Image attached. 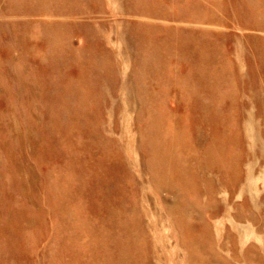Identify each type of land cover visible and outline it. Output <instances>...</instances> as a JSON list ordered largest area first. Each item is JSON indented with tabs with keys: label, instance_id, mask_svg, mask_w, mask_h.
I'll return each instance as SVG.
<instances>
[{
	"label": "rangeland",
	"instance_id": "obj_1",
	"mask_svg": "<svg viewBox=\"0 0 264 264\" xmlns=\"http://www.w3.org/2000/svg\"><path fill=\"white\" fill-rule=\"evenodd\" d=\"M28 1L29 0H25V2L24 0H14V1L0 0V9L1 11H3L0 12V16L3 15L1 16V18L2 17L3 18L2 19L0 18V43H1L0 44V78L2 79V81L0 80L1 82L0 134L1 132L3 133L0 135V179H1L0 194H2L3 196L2 195L1 196L5 199L3 200L2 197L0 196L1 197L0 202L1 204L3 203L2 205L0 204V212H1L0 213L1 214L0 264H36V263L55 264L54 261L52 260V256H53L52 248L54 247L53 242L54 245H56L58 239H60V236L63 235V226L60 225V222L61 223L67 222L75 218L71 212L68 214L64 212L66 216L64 214L62 215L59 214L60 211L58 209L59 208L58 206L61 203H63L65 199L67 200V204L64 205L63 207L67 206L69 203L73 204L75 203V201L79 203L84 202L85 204L81 203V205L84 206L82 208L83 211L87 214L88 220L89 221L95 220L94 222H96L99 219L100 221L102 220V218H100L101 214L97 209L99 208L98 198L104 191L106 190L110 192L112 191L110 188L104 186L101 183V177L99 173H96L97 170L95 173H93L92 171H87V172L85 171L84 164L91 162L96 157H99L96 153L92 154L91 152L92 146L93 148L95 147L105 148L106 150L110 149L109 151H111L113 155L116 154L117 156L116 158H119L120 161L125 166L124 172L128 173V177H131V179H133L131 180L129 178L131 182L134 183L132 184V186H134V190L136 191V192L132 191L131 193L132 196L134 195L133 198L137 202L136 204L137 211L136 209H134L133 211L131 209L130 213L136 211L134 212V215L137 214L136 216H139L141 218V221L143 222L142 228L146 236L145 243L148 249L147 256L150 259L151 263L152 264H189L190 259H189L188 250H186L185 246L182 245L180 239L181 234L179 233V229L177 225L173 223L172 217L170 216V214L167 213L166 210V203L173 202L174 195H169L167 190H160L157 189V187H155V179H154L153 171L150 168V166H148V162L146 160L147 158L146 142L143 138V135L146 129V124H147L146 121H148L149 118L148 116H150V113L146 106V100L147 98L152 97L153 99H155L154 105H155L156 113H160L162 115H168L178 120L179 118L185 116V114L187 113L186 111L187 107L189 108L191 106L193 108L195 106L196 108L197 106H199V104L201 103V99L208 95L210 89L208 87H203V88H200L199 86L195 87L196 91L201 93V99L196 98L193 100H189V98L185 93H181L179 91L182 89V87L180 89H177L179 85L178 83L175 84L174 77L177 76L178 78L180 77L185 78L188 75L191 76L192 72L194 73L193 68L189 63L190 61L189 56L186 57L187 59L185 58L181 59L178 55H175L177 58H172L171 64L170 63L169 65L164 64L163 68L159 66L157 67L158 69L156 70L149 69L147 66L139 64L138 62L142 58V55L140 53L141 52L140 49L137 46L138 45L137 36L138 33L139 35L140 33H143L142 28L144 27V25H148L152 27L150 29H146L147 34H149L148 36L155 37L158 39H160V37H162V35L165 34V30L167 29L172 32H175L177 31L176 28H180L181 32H186V33L196 32L199 34L200 32L206 31L207 32L206 34L209 33L208 38L210 39V41L216 42L222 51H227V57L232 60L231 65L234 68V76L232 80H234L236 83L232 84L234 83V81L231 82L230 80L225 85H223V87L221 88V92L224 94V102L228 104L227 109L228 108L233 109L230 110L231 112L233 111L231 114H235L237 117L239 116L237 119V123L240 127L239 140L241 143V151H240L241 152L240 164L242 167L241 180L235 192L232 193L228 190V187L221 182L220 178L222 177V175H220L221 174L220 172L209 173V176L213 178L215 188L217 189L215 192V197H216L215 208L217 214L214 216H210L209 210H205L203 208L204 210L203 215L206 219H208L211 228L213 229L212 233L214 232L213 237H214V242L216 244L215 245L216 251L219 249L217 253H219L220 256L224 259L225 264L226 262L227 264H231V263L257 264V262L258 264H264V250H263L264 249V91H263L264 74L261 72V70H259L260 68L263 67V62L261 61L262 59L260 60L262 63L259 62L254 52L257 49V45L259 46L260 44L264 43V31L252 29L244 26L245 21L247 22L248 18L246 19L245 17H243V1L220 0L223 1L224 7H221L220 10L214 9V11L216 12L217 16L222 21V23L221 24L205 23L201 25L200 23L189 24L186 21L182 22V20L172 21L170 19H167L166 21L165 18L156 19V18L140 15L139 13L136 12L137 11L136 7L138 6V2L136 0H74L75 9L78 11L76 12V14H74L75 16L65 11L67 6H69V3L66 0L65 1L62 0L61 2H59L58 0H50V1L46 0L43 2L42 0H38L33 5L34 8L35 7L37 8L36 12L31 14L30 16V14H28V11H26L27 6L29 4ZM171 1L173 2L172 4L166 3L165 0L163 1V3L166 5L169 4L168 6L174 10H176V8L177 9L180 8V6L177 7L176 1L182 3V0H170V2ZM94 6H97L98 10ZM238 7H241V9L239 8L240 9L239 10ZM81 8L84 11V13L81 10ZM110 11L113 13H111ZM231 13L232 15H230ZM20 15L22 16V18ZM60 15L61 16L63 15L64 17L62 16L60 18ZM15 16L17 18H15ZM95 17H97V19ZM20 19L23 21H21ZM84 21H87V23ZM230 22L232 23L231 27H230L231 24ZM58 24L60 25L62 24L64 25V27L61 25L60 26L61 28H59ZM77 24L79 26H77ZM80 25L82 28L80 27ZM212 27L214 28L212 29ZM80 28L81 30H79ZM85 28H87V30ZM243 28L244 30H242ZM60 29L61 30L65 29V31L64 30L61 31ZM66 30L69 32L73 30L75 33L72 31L73 36L71 33V37H70V34L67 35ZM21 31L25 32V34ZM85 36L86 37L89 36V37L86 38ZM57 37L58 38L62 37V38H59L60 39L59 41ZM244 37L245 38L247 37V39H244ZM21 38L23 39V41ZM67 38L69 41L67 40ZM62 39L63 40L65 39L67 42L64 40L61 43ZM101 40L103 41V45L100 44L99 47V43H102ZM248 40H250V42L253 41L251 43V47L249 44L250 42ZM15 41L17 42V47ZM19 41L22 43H19ZM55 41L57 43H54ZM9 43L14 48L11 45H8ZM21 44L22 46L24 45L25 48L20 47ZM84 44L86 46H84ZM6 45H8V47H6ZM62 45L64 46V49ZM243 45H245V47ZM65 46H67V48H65ZM73 48L74 49L76 48L77 50L76 49L73 50ZM21 49H24L25 51ZM56 49H58V51H56ZM203 49L204 48H201L200 50ZM50 50H51V57H50ZM21 53H23L24 55H21L19 58V55ZM248 53H250V55ZM57 55L59 56L57 57ZM60 56H65V57L63 59L61 57L62 60H60ZM167 56L168 55L164 53L158 55L159 59H161L162 61H164V59L166 60ZM53 57L56 59H54ZM76 57H78V59ZM252 57H254L253 60H255L257 63L254 64L250 63L251 60L250 58ZM18 58L19 61L23 58L19 62L21 66L19 65V63H17ZM24 60L28 64L25 63ZM180 60L182 61L179 62ZM175 61L176 62L178 61V63H176ZM34 62H37L40 65ZM32 63H34L35 65ZM247 64L249 65V67ZM75 65L77 67H75ZM55 67H57V69ZM94 67H96V69ZM109 67H111L110 70ZM58 68L61 70H59ZM202 68H206V67H200L199 70L198 69L196 70L200 71L202 70ZM98 70L100 71V73ZM167 70H169L170 72ZM188 70L189 72H187ZM49 71L52 72L50 73ZM41 73H43L44 75H42ZM91 73H93V75H90ZM258 73H260V75H258ZM35 74H37L38 76ZM94 75L97 77H95ZM252 76L254 77L251 78ZM259 76H261V78ZM37 78L39 81L37 80ZM92 78H94L95 81ZM82 79L83 82H81ZM43 80L46 82H43ZM89 80L94 82H91ZM92 83L94 84V86H96V88L92 86ZM244 83L245 85L242 86ZM63 84L66 86H64ZM76 84H77V88L75 86ZM166 84L168 85L166 86ZM61 85H63L64 88ZM81 86H83L82 87L83 89L81 88ZM90 87L91 88L94 87L93 90H91ZM98 87H100V90ZM232 88L236 93V99L234 100L235 102H233L234 103L233 105L231 101L228 100L229 92L230 93L234 92L231 91ZM61 89L62 91L59 92ZM79 89L84 90V92L83 91L81 92V90ZM58 93L60 94L64 93V94H62V97H60V94ZM83 93H86L84 96L86 99L84 97L82 98ZM41 94L42 95L44 94L43 95L44 97L41 98L42 96ZM76 94L77 96L78 95L79 96L76 97ZM90 94L91 96L89 98ZM65 95H67V97H65ZM58 96L60 99L62 98L64 99L60 100ZM68 96H70L69 99ZM77 98L78 99L81 98V99L78 100ZM82 99H84L83 100L84 102L81 101ZM42 101L43 102L45 101L44 103L46 105ZM54 103L56 104L54 105ZM64 103L65 106L67 105L66 107L64 106ZM79 103L81 105H79ZM53 105L55 107H53ZM46 106L48 108H45ZM77 106H79V108L82 109L76 108ZM90 106L92 110L90 109ZM46 109H47V113H45ZM65 109H66V115H65ZM57 110L60 111L63 110L62 111L63 114ZM79 110H81L80 111L81 113H79ZM75 112L78 114H76ZM67 113L69 115H67ZM20 114L22 115V117H20ZM2 115L4 116V118ZM64 116L67 117V119ZM80 116L82 118H80ZM96 116L98 117L96 118ZM195 117H197V115ZM63 118H65L66 120ZM72 121L73 123H71ZM82 121L83 122L86 121V122L82 123ZM32 123L34 124L32 125ZM37 123H39L40 126H42L44 123L45 124L44 127L43 126L40 127ZM80 123L81 125L84 124V126L81 128H80ZM205 129L210 130L211 126L207 125L205 126ZM12 130L14 131L12 132ZM83 134L88 140L83 136ZM27 135H30V137ZM48 136L50 137L48 138ZM4 137H6L5 141L3 139ZM46 137L51 143L48 142ZM101 137H103L105 140L101 139ZM75 138L76 139L79 138L78 140L80 142L78 140H75ZM84 138L86 140H84ZM8 141L10 142V144H8ZM11 141L13 142L11 143ZM53 142H55L56 144L55 143L53 144ZM78 143H80L81 145H79ZM6 144L8 145L9 148H7ZM5 145H6V149L4 148ZM25 145L27 146V148ZM51 145H53L54 148H52ZM2 146L4 149L2 148ZM38 146L42 148H40L39 150H34V149H38L39 148ZM59 148L61 149L62 152L60 151ZM7 149H9L8 152ZM13 149L17 153L15 152L13 153L12 152ZM4 150L6 151V153ZM25 150L27 152H25ZM41 150H46V151L40 152ZM35 151L38 152V153L36 152L37 155ZM54 151L57 152L54 153ZM43 152L44 154H42ZM80 152L82 154H80ZM30 153L31 155L34 156H31ZM61 153L62 154L64 153L65 155H63L62 157L59 155ZM5 154L10 156L9 158L11 159L12 162L8 157L6 158ZM28 155H30L31 157ZM31 158L33 159V161ZM15 159H17V161ZM29 159L31 160V162L29 161ZM6 163L7 164L9 163L10 166L9 164L5 165ZM63 163L65 164L62 165ZM53 164L55 165V167ZM2 166L4 167L3 169ZM6 166L7 169L10 167L8 171L7 169H5ZM13 166L16 167L17 170ZM59 166H61L60 170L57 169L59 168ZM147 166L149 167V169L147 168ZM4 170L5 173H3ZM64 170L67 172H65ZM47 171L48 174H46ZM10 172L12 173V175L10 174ZM61 173L71 175V177L73 175V179L70 181L71 187L73 186L72 192H70L72 193L70 194V196L73 197L71 202L69 196H68L69 198L66 196L65 198L63 196H59V194L56 191L54 190L51 191V189H54V187L52 188L51 185L52 183L50 182L55 180L57 176L61 175ZM2 174H4L5 176H3ZM11 176L12 179H10ZM2 177H5V179L4 178L2 179ZM6 178L8 179V181L10 180L8 183ZM16 178H18L19 180ZM38 181L39 183L41 182L42 184L41 183L38 184ZM220 182L223 185H221ZM201 183L202 185H204L203 180L201 181ZM17 185L19 188L17 187ZM48 188H50V190ZM5 194L6 197L4 196ZM34 196L38 200H36ZM57 196H59L58 199ZM201 196H202L201 201L205 204L206 201L208 200V195L203 193ZM76 197H78V199ZM11 203L14 204L12 205ZM29 208L31 209V212L35 208L36 209L31 214ZM249 208L250 211L252 212L249 211ZM251 209H253L254 213H257V215L258 213H260L258 215L259 218H257L258 216L256 217V215L254 216L253 214H251L253 213V210ZM192 210H193V220L198 228V231H201L202 229L201 220L194 218V215L198 214L199 211L197 208H193ZM238 213H241L242 216H239ZM18 215H20V217ZM252 215L254 218L253 220L251 219ZM34 216H36L35 219ZM67 217L70 220H67L68 219ZM240 217H242L243 220L242 219L240 220ZM9 218L11 220H9ZM21 218L23 220H20ZM31 221H33L32 225H30L32 223ZM220 221H222V224H219L221 223ZM255 222L258 223V225ZM85 238H86L85 240H88L90 237L88 235ZM15 242L17 243L16 246H15ZM234 242L237 243L238 245L235 244ZM31 246H33V248ZM228 246L230 247L228 248ZM233 249L236 250V252ZM30 250L33 253L32 252L30 253ZM232 250L234 252H232ZM254 255H256L257 257ZM226 259H229L230 261Z\"/></svg>",
	"mask_w": 264,
	"mask_h": 264
},
{
	"label": "bare ground",
	"instance_id": "obj_2",
	"mask_svg": "<svg viewBox=\"0 0 264 264\" xmlns=\"http://www.w3.org/2000/svg\"><path fill=\"white\" fill-rule=\"evenodd\" d=\"M14 1V0H13ZM38 0H29L28 6L26 11H28V14H33L36 12V7L34 8V3ZM46 1V0H42ZM50 1V0H49ZM61 2L62 0H58ZM65 1V0H63ZM69 3V6L65 9L66 12H69L71 14H76L78 12L75 9L74 0H66ZM138 2V6L136 7V12L140 15L151 17V18H165L170 19L172 21H186L189 24H205V23H222V21L217 16L216 10H220L221 7H224L223 1L220 0H182V3L176 1L177 7L180 6V8H176V10L170 8L168 5L164 4V0H136ZM166 3H173L170 0H165ZM231 1V0H230ZM243 1V17L246 19L248 18L247 22L245 21V25L248 28L257 29L264 31V0H242ZM241 1V2H242ZM2 2V1H1ZM25 2V0H24ZM90 2V1H88ZM13 3V2H12ZM27 3V2H26ZM25 3V4H26ZM40 4V3H39ZM109 4V3H108ZM229 4V3H228ZM37 5V4H36ZM97 5V4H96ZM233 5V4H232ZM239 5V4H238ZM45 6V5H43ZM98 6V5H97ZM94 6L97 8L98 7ZM231 6V5H230ZM237 6V4H236ZM5 7V6H3ZM93 8V7H92ZM95 8V9H96ZM232 8V7H231ZM241 9V7H238V9ZM229 9V8H228ZM234 9V8H233ZM239 9V10H240ZM4 10V9H3ZM82 10V8H81ZM83 11V10H82ZM94 11V10H93ZM113 11V10H112ZM234 11V10H233ZM0 12L1 11L0 9ZM111 12V11H110ZM240 12V11H239ZM80 13V12H79ZM84 13V11H83ZM102 13V12H100ZM105 13V12H103ZM113 13V12H111ZM118 13V12H117ZM230 13V12H229ZM2 14V13H1ZM78 14V13H77ZM82 14V13H81ZM80 14V15H81ZM95 14V12H94ZM39 15V14H38ZM68 15V14H67ZM85 15V14H83ZM87 15V14H86ZM105 15V14H104ZM109 15V14H107ZM232 15V13L230 14ZM236 15V14H235ZM239 15V14H238ZM3 16V15H1ZM0 16V18H1ZM21 16V15H20ZM27 16V15H26ZM25 16V17H26ZM33 16V15H32ZM36 16V15H35ZM57 16V15H56ZM63 16V15H62ZM60 15V18L62 17ZM72 16V15H71ZM75 16V15H74ZM6 17V15H5ZM10 17V16H9ZM24 17V16H23ZM41 17V14H40ZM45 17V15H44ZM52 17V16H50ZM59 17V16H58ZM64 17V16H63ZM102 17V16H100ZM99 17V19H100ZM104 17V16H103ZM107 17V16H106ZM105 17V18H106ZM111 17V16H110ZM3 18V17H2ZM1 18V19H2ZM12 18V17H11ZM15 18H17L15 16ZM22 18V16H21ZM57 18V17H55ZM67 18V16H66ZM72 18V17H71ZM97 19V17H95ZM108 18V17H107ZM8 19V18H7ZM33 19V18H32ZM65 19V18H64ZM77 19V18H76ZM84 19V18H83ZM88 19V18H87ZM103 19V18H102ZM164 19V20H165ZM236 19V18H235ZM234 19V20H235ZM238 19V18H237ZM11 20V19H10ZM9 20V21H10ZM21 20V19H20ZM29 20V19H27ZM38 20V19H37ZM86 20V19H85ZM245 20V19H244ZM7 21V20H5ZM23 21V20H21ZM25 21V19H24ZM69 21V20H68ZM28 22V21H27ZM41 22V21H39ZM56 22V21H55ZM64 22V21H63ZM80 22V21H78ZM77 22V23H78ZM83 22V21H82ZM81 22V23H82ZM87 23V21H84ZM111 22V21H110ZM233 22V21H232ZM242 22V21H241ZM6 23V22H5ZM20 23V21H19ZM30 23V22H29ZM32 23V22H31ZM80 23V24H81ZM104 23V22H103ZM185 23V22H184ZM183 23V24H184ZM231 23V22H230ZM237 23V22H236ZM27 24V23H26ZM83 24V23H82ZM235 24V23H234ZM7 25V24H6ZM55 25V24H54ZM59 28H61L60 24ZM216 25V24H215ZM232 23L230 24L231 27ZM4 26V25H3ZM29 26V25H27ZM64 27V25H62ZM77 26H79L77 24ZM108 26V25H107ZM197 26V25H196ZM212 26V25H209ZM218 26V25H217ZM216 26V27H217ZM223 26V25H222ZM81 27V25H80ZM84 27V26H83ZM221 27V26H220ZM58 28V29H59ZM73 28V27H72ZM79 28V27H76ZM82 28V27H81ZM81 28L79 30H81ZM152 28L151 26L144 25L142 28L143 33H138L137 36V43L138 48L140 49V53L142 55V58L139 60V64H142L144 66H147L149 69L156 70L157 67L161 66L163 68L164 64L169 65L171 64L172 58H177L175 55H178L181 59L189 56L190 61L194 73L192 72V75H188L185 78H175V84L178 83L179 87L177 89L181 93H185L189 100L193 99H201V93L196 91L195 87L199 86L200 88L208 87L210 89V92L207 96L203 97L201 99V103L199 106L195 108V106L192 108L191 106L187 107V113L185 116L179 118L178 120L175 118H172L168 115H162L160 113H156L155 109V99L152 97L147 98L146 100V106L148 108V111L150 113V116H148V121L146 124V129L143 135V138L146 142V155H147V162L148 166L153 171L154 179H155V187L160 190H167L169 195H174L173 202L166 203V210L167 213L170 214V216L173 219V223L177 225L179 229V233L181 234V243L185 246L186 250H188L189 254V264H225L224 259L220 256L219 253H217L215 248V242L213 237V229L211 228V225L203 215V208L205 210H209L210 216H214L217 214L216 208H215V192L216 188L214 185L213 178L209 176V173L211 172H220L222 177L220 178L221 182L228 187V190L230 192H235L237 189L238 184L241 180V164H240V151H241V143H240V127L237 123L238 117L235 114H231L232 112L230 110L233 109H227V105L224 102V94L221 92V88L223 85H225L227 82H229L233 79L234 76V68L231 65L232 60L227 57V51H222L219 45L216 42L210 41L208 38V34H206V31L199 33H186L181 32L180 28H176L177 31L172 32L170 30H165V34L160 37V39L148 36L146 29ZM214 27H212L213 29ZM219 28V27H218ZM57 29V30H58ZM66 29V28H65ZM65 29H63L65 31ZM71 29V28H68ZM87 30V28H85ZM220 29V28H219ZM29 30V29H28ZM61 30V29H60ZM61 30V31H63ZM83 30V29H82ZM101 30V29H100ZM159 30V29H158ZM217 30V29H216ZM244 30V28L242 29ZM42 31V30H41ZM67 31V30H66ZM73 31V30H72ZM72 31H67V35L70 34ZM17 32V31H16ZM23 32V31H21ZM20 32V33H21ZM74 32V31H73ZM19 33V32H18ZM25 34V32H23ZM29 33V32H28ZM42 33V32H41ZM65 33V32H64ZM75 33V32H74ZM81 33V32H80ZM78 33V34H80ZM84 33V32H83ZM103 33V32H102ZM145 33V34H144ZM205 33V34H204ZM229 33V32H228ZM11 34V33H10ZM22 34V35H24ZM199 34V35H198ZM244 34V33H243ZM58 35V33H57ZM61 35V34H60ZM77 35V34H76ZM86 35V34H85ZM109 35V34H108ZM242 35V34H240ZM250 35V34H249ZM11 36V35H10ZM64 36V35H63ZM73 36V33H72ZM79 36V35H78ZM161 36V35H160ZM207 36V37H205ZM244 36V35H243ZM14 37V36H12ZM11 37V38H12ZM56 37V36H55ZM69 37V39H70ZM75 37V36H74ZM86 37V36H85ZM89 37V36H88ZM86 37V38H88ZM120 37V36H119ZM257 37V35H256ZM17 38V37H16ZM14 38V39H16ZM23 38V37H22ZM21 38V39H22ZM47 38V36H46ZM54 38V37H53ZM62 38V37H59ZM57 37V39H59ZM66 38V37H65ZM208 38V39H205ZM243 38V37H242ZM13 39V41H14ZM56 39V40H57ZM244 39H247V37ZM249 39V38H248ZM251 39V38H250ZM65 40V39H64ZM61 40V43L64 41ZM68 40V38H67ZM91 40V39H90ZM100 40V39H99ZM205 40V41H204ZM229 40V39H228ZM255 40V39H254ZM23 41V39H22ZM60 41V39H59ZM66 41V40H65ZM69 41V40H68ZM102 41V40H101ZM235 41V40H233ZM250 42V40H248ZM16 42V41H15ZM67 42V41H66ZM88 42V41H86ZM100 42V41H99ZM246 42V40H245ZM253 42V41H252ZM250 42V47L251 43ZM256 42V41H255ZM19 43H22L19 41ZM24 43V42H23ZM54 43H57L56 41ZM53 43V44H54ZM59 43V42H58ZM60 43V44H61ZM65 43V42H64ZM97 43V42H96ZM244 43V42H243ZM248 43V42H247ZM1 44V43H0ZM6 44V43H5ZM13 44V43H12ZM25 44V43H24ZM72 44V43H71ZM91 44V43H90ZM103 45L102 43H99ZM3 45V43H2ZM8 45H11L10 43ZM6 45V47H8ZM14 45V44H13ZM65 45V44H63ZM62 45V46H63ZM69 45V44H68ZM89 45V43H88ZM112 45V44H111ZM12 46V45H11ZM24 46V45H23ZM22 44L20 47H23ZM84 46H86L84 44ZM233 46V45H230ZM245 47V45H243ZM248 46V45H247ZM254 46V45H253ZM2 47V46H1ZM13 47V46H12ZM17 47V42H16ZM29 47V46H28ZM32 47V46H31ZM14 48V47H13ZM50 48V47H49ZM53 48V47H52ZM67 48V46H65ZM72 48V47H70ZM133 48V47H131ZM201 48H204L203 50H200ZM226 48V47H225ZM224 48V49H225ZM234 48V47H233ZM254 48V47H253ZM51 49V48H50ZM64 49V46H63ZM76 49V48H75ZM73 48V50H75ZM246 49V48H245ZM255 49V48H254ZM24 50V49H21ZM66 50V49H65ZM77 50V49H76ZM84 50V48H83ZM87 50V47H86ZM118 50V49H117ZM135 50V49H134ZM17 51V50H16ZM25 51V50H24ZM58 51V49H56ZM62 51V50H61ZM67 51V50H66ZM249 51V50H248ZM27 52V50H26ZM74 52V51H73ZM82 52V50H81ZM98 52V50H97ZM257 59L259 62H263V67L260 68L261 72L264 74V43L257 45L256 51H254ZM78 53V52H77ZM86 53V52H85ZM138 53V52H137ZM166 54L168 55L166 60L162 61L159 59V54ZM71 54V53H70ZM69 54V55H70ZM80 54V53H79ZM78 54V55H79ZM84 54V52H83ZM99 54V53H97ZM170 54V55H169ZM245 54V53H244ZM250 55V53H248ZM253 54V55H255ZM21 55H24L21 53L19 55V58ZM62 55V54H61ZM64 55V54H63ZM66 55V54H65ZM73 55V54H72ZM77 55V54H76ZM230 55V54H229ZM247 55V54H246ZM248 55V56H249ZM59 55H57L58 57ZM86 56V55H85ZM25 57V56H24ZM27 57V56H26ZM50 57H51V50H50ZM65 56H60V60ZM166 57V56H165ZM19 58L18 62L19 63ZM54 58V57H53ZM71 58V57H70ZM75 58V57H74ZM78 59V57H76ZM107 58V57H106ZM245 58V56H244ZM254 57L250 58V63L254 64L257 63L255 60H253ZM25 59V58H24ZM28 59V58H27ZM36 59V58H34ZM56 59V58H54ZM76 59V62H77ZM91 59V58H90ZM235 59V58H234ZM262 59V60H261ZM73 60V57H72ZM82 60V59H81ZM257 60V61H258ZM261 60V61H260ZM25 61V60H24ZM28 61V60H27ZM55 61V60H54ZM83 61V60H82ZM112 61V60H111ZM180 60L179 62H181ZM38 62V61H37ZM37 62H34L36 64H39ZM59 62V61H58ZM57 62V63H58ZM81 62V61H80ZM91 62V61H90ZM110 62V60H109ZM176 62V61H175ZM244 62V61H243ZM261 62V63H262ZM16 63V64H17ZM25 63H27L25 61ZM32 63V64H34ZM60 63V62H59ZM72 63V62H71ZM178 63V61L176 62ZM239 63V62H238ZM245 63V62H244ZM260 63V64H261ZM28 64V63H27ZM31 64V65H32ZM90 64V63H89ZM21 66V64L19 63ZM35 65V64H34ZM40 65V64H39ZM81 65V64H80ZM174 65V62H173ZM248 65V64H247ZM37 66V65H36ZM56 66V64H55ZM58 66V65H57ZM113 66V65H112ZM143 66V67H144ZM239 66V65H238ZM33 67V66H32ZM51 67V66H50ZM75 67H77L75 65ZM89 67V65H88ZM93 67V66H92ZM97 67V66H96ZM96 67H94L96 69ZM200 67H206L202 68V70L198 71ZM211 67V68H210ZM249 67V65H248ZM256 67V66H255ZM34 68V67H33ZM37 68V67H36ZM42 68V67H41ZM54 68V67H52ZM57 69V67H55ZM168 68V67H167ZM59 69V68H58ZM80 69V68H78ZM111 67H109V70ZM145 69V68H144ZM182 69V68H181ZM184 69V68H183ZM198 69V70H196ZM242 69V68H241ZM61 70V69H59ZM70 70V69H69ZM92 70V69H90ZM180 70V69H179ZM248 70V68H247ZM22 71V70H20ZM99 71V70H98ZM169 71V70H167ZM183 71V70H182ZM250 71V70H249ZM43 72V71H42ZM50 73L52 71H49ZM93 72V71H92ZM170 72V71H169ZM189 72V70L187 71ZM236 72V71H235ZM253 72V69H252ZM62 73V72H61ZM59 73V74H61ZM100 73V71H99ZM98 73V74H99ZM168 73V72H167ZM180 73V72H179ZM31 74V71H30ZM33 74V73H32ZM44 75L43 73H41ZM47 74V73H46ZM58 74V73H57ZM74 74V73H73ZM110 74V73H109ZM113 74V73H112ZM177 74V73H176ZM252 74V73H251ZM37 75V74H35ZM86 75V74H85ZM90 75H93L91 73ZM100 75V74H99ZM154 75V74H153ZM187 75V74H186ZM260 75V73H258ZM38 76V75H37ZM36 76V77H37ZM49 76V75H48ZM59 76V75H58ZM81 76V75H80ZM77 76V77H80ZM95 76V75H94ZM243 76V75H242ZM262 76V75H261ZM261 76H259L261 78ZM42 77V76H39ZM47 77V76H46ZM45 77V78H46ZM97 77V76H95ZM145 77V76H144ZM152 77V76H151ZM252 76L251 78H253ZM44 78V77H43ZM59 78V77H58ZM83 78V77H81ZM89 78V77H88ZM100 78V77H99ZM237 78V77H236ZM239 78V77H238ZM42 79V78H41ZM47 79V78H46ZM51 79V78H50ZM66 79V78H65ZM76 79V78H75ZM80 79V78H79ZM94 81L95 79L92 78ZM2 81V79L0 78ZM24 80V79H23ZM38 80V78H37ZM49 80V78H48ZM52 80V79H51ZM60 80V79H59ZM98 80V79H97ZM39 81V80H38ZM67 81V80H66ZM74 81V80H73ZM91 81V80H89ZM91 81V82H94ZM256 81V80H255ZM41 82V80H40ZM43 82H46L43 80ZM72 82V81H71ZM83 82V79L81 80ZM85 82V81H84ZM168 82V81H167ZM245 82V81H243ZM242 82V83H243ZM257 82V81H256ZM59 83V81H58ZM75 83V82H73ZM77 83V81H76ZM80 83V82H79ZM78 83V84H79ZM152 83V82H151ZM236 82L234 81L235 84ZM1 84V82H0ZM27 84V83H26ZM39 84V83H38ZM41 84V83H40ZM47 84V83H46ZM101 84V83H100ZM59 85V84H58ZM64 85V84H63ZM63 85H61L63 87ZM73 85V84H72ZM82 85V84H81ZM96 85V84H95ZM145 85V84H144ZM143 85V86H144ZM168 84H166L167 86ZM171 85V84H169ZM245 83L242 85L244 86ZM247 85V84H246ZM27 86V85H25ZM66 86V85H64ZM77 88V84L75 85ZM92 86L94 84L92 83ZM91 86V87H92ZM100 86V85H99ZM157 86V85H156ZM234 86V85H233ZM61 87V88H62ZM72 87V86H71ZM83 86H81L82 88ZM88 87V86H86ZM90 87V88H91ZM96 88V86H94ZM93 87V88H94ZM262 87V86H261ZM64 88V87H63ZM74 88V87H73ZM91 88V90H93ZM100 90V87H98ZM244 88V87H243ZM263 88V87H262ZM45 89V88H44ZM54 89V88H53ZM83 89V88H82ZM81 90V92L84 90ZM85 89V88H84ZM164 89V88H163ZM162 89V90H163ZM233 89V88H232ZM231 91H234V89ZM246 89V87H245ZM59 90V88H58ZM77 90V89H76ZM78 90V91H79ZM86 90V89H85ZM224 90V89H223ZM62 89L59 91L61 92ZM71 91V89H70ZM74 91V90H73ZM164 91V90H163ZM226 91V90H225ZM244 91V90H243ZM264 91V89H263ZM3 92V91H2ZM69 92V91H68ZM77 92V91H76ZM80 92V93H81ZM88 92V91H87ZM241 92V91H240ZM56 93V92H55ZM54 93V94H55ZM73 93V92H72ZM154 93V90H153ZM247 93V92H246ZM8 94V93H7ZM60 94V93H58ZM57 94V95H58ZM64 94V93H62ZM62 94H60V97H62ZM68 94V93H67ZM79 94V92H78ZM82 94V93H81ZM86 93H83L82 98L85 96ZM42 95V94H41ZM44 95V94H43ZM41 96L44 97V96ZM71 95V94H70ZM88 95V93H87ZM164 95V94H163ZM248 95V94H247ZM7 96V95H6ZM11 96V95H10ZM74 96V94H73ZM79 96V95H78ZM76 94V97H78ZM91 94L89 95L90 98ZM98 96V95H97ZM242 96V95H241ZM240 96V98H241ZM67 97V95H65ZM70 96H68L69 99ZM95 97V96H94ZM99 97V96H98ZM226 97V96H225ZM59 98V96H58ZM85 98V97H84ZM93 98V97H92ZM228 100L231 101L232 105L235 102L236 99V93L229 92ZM11 99V98H10ZM60 99V98H59ZM64 99V98H62ZM60 99V100H62ZM74 99V98H72ZM78 99V98H77ZM81 99V98H80ZM78 99V100H80ZM86 99V98H85ZM97 99V98H96ZM95 99V100H96ZM185 99V98H184ZM26 100V97H25ZM53 100V99H51ZM82 99L81 101H83ZM89 100V99H88ZM87 100V101H88ZM181 100V99H180ZM6 101V100H5ZM13 101V100H12ZM70 101V100H69ZM158 101V100H157ZM188 101V100H187ZM243 101V100H242ZM246 101V100H245ZM9 102V101H8ZM26 102V101H25ZM43 102V101H42ZM45 102V101H44ZM43 102V103H44ZM53 102V101H52ZM71 102V101H70ZM69 102V103H70ZM75 102V101H73ZM89 102V101H88ZM87 102V103H88ZM160 102V101H159ZM185 102V101H184ZM183 102V103H184ZM81 103V102H80ZM79 103V105H81ZM92 103V102H90ZM176 103V102H175ZM10 104V103H9ZM21 104V103H20ZM41 104V103H40ZM45 104V103H44ZM56 103H54L55 105ZM67 104V101H66ZM71 104V103H70ZM144 104V103H143ZM188 104V103H187ZM190 104V103H189ZM192 104V101H191ZM247 104V103H246ZM12 105V104H11ZM33 105V103H32ZM46 105V104H45ZM53 105V107H55ZM83 105V104H82ZM86 105V104H84ZM169 105V104H168ZM24 106V105H23ZM59 106V105H58ZM65 106V103H64ZM67 106V105H66ZM65 106V107H66ZM243 106V104H242ZM21 107V105H20ZM99 107V106H98ZM14 108V107H13ZM45 108H48L47 106ZM58 108V107H57ZM69 108V105H68ZM76 108H79L77 106ZM43 109V108H42ZM60 109V108H59ZM63 109V108H62ZM82 109V108H79ZM86 109V108H85ZM91 109V106H90ZM24 110V109H23ZM76 110V109H75ZM92 110V109H91ZM172 110V109H171ZM63 114V110H57ZM77 111V110H76ZM81 110H79V113ZM183 111V110H182ZM56 112V111H55ZM174 112V111H173ZM241 112V111H240ZM33 113V112H31ZM47 113V109L46 112ZM50 113V112H49ZM52 113V112H51ZM57 113V112H56ZM76 113V112H75ZM181 113V112H180ZM243 113V112H242ZM254 113V112H253ZM8 114V113H7ZM23 114V113H21ZM20 114V117L22 115ZM55 114V113H54ZM60 114V113H59ZM58 114V115H59ZM78 114V113H76ZM75 114V115H76ZM100 114V113H99ZM176 114V113H175ZM35 115V114H34ZM45 115V114H44ZM50 115V114H49ZM65 115H66V109H65ZM67 115H69L67 113ZM101 115V114H100ZM148 115V114H147ZM174 115V114H173ZM197 115V117H195ZM258 115V114H257ZM3 116V115H2ZM7 116V115H6ZM30 116V115H29ZM54 116V115H53ZM55 117V116H54ZM65 117V116H64ZM78 117V116H77ZM98 116H96L97 118ZM243 117V116H242ZM4 118V116H3ZM7 118V117H5ZM35 118V117H34ZM62 118V117H61ZM67 119V117H65ZM63 118V119H65ZM79 118V117H78ZM77 118V119H78ZM80 118H82L80 116ZM95 118V117H94ZM95 118V119H96ZM145 118V117H144ZM65 119V120H66ZM74 119V118H73ZM194 119V120H192ZM241 119V118H240ZM5 120V119H3ZM62 120V119H61ZM60 120V121H61ZM75 120V119H74ZM79 120V119H78ZM244 120V119H243ZM32 121V120H30ZM46 121V120H45ZM80 121V120H79ZM78 121V122H79ZM95 121V120H94ZM23 122V121H22ZM25 122V121H24ZM39 122V121H38ZM81 122V121H80ZM86 121H82V123H85ZM93 122V121H92ZM97 122V121H96ZM73 123V121L71 122ZM7 124V123H6ZM34 123H32L33 125ZM39 125V123H37ZM45 124V123H44ZM44 124L42 125L44 127ZM47 124V123H46ZM94 124V123H92ZM91 124V125H92ZM26 125V124H25ZM210 125L211 129L207 130L205 129V126ZM22 126V125H21ZM20 126V128H21ZM40 126V125H39ZM40 126V127H42ZM80 123V128L83 127ZM87 126V125H86ZM97 126V125H96ZM241 126V125H240ZM35 127V125H34ZM39 127V128H40ZM47 127V126H46ZM45 127V130H46ZM78 127V126H77ZM98 127V126H97ZM9 128V127H8ZM93 128V127H91ZM262 128V127H261ZM6 129V128H5ZM33 129V128H32ZM263 129V128H262ZM49 130V129H47ZM85 130V129H84ZM14 130H12L13 132ZM70 131V130H69ZM94 131V129H93ZM243 131V130H242ZM31 132V131H30ZM89 132V131H88ZM28 133V132H27ZM47 133V132H46ZM246 133V132H245ZM262 133V131H261ZM1 134H3L1 132ZM0 134V135H1ZM6 134V133H5ZM29 134V133H28ZM31 134V133H30ZM59 135V134H58ZM30 137V135H27ZM80 136V135H79ZM84 136V134H83ZM104 136V135H103ZM50 136H48L49 138ZM85 137V136H84ZM4 137V141H5ZM23 138V137H22ZM36 138V137H35ZM46 137V139L48 140ZM86 138V137H85ZM84 138V140H86ZM10 139V138H9ZM40 139V138H39ZM79 139V138H78ZM75 138V140H78ZM101 139L105 140L103 137ZM88 140V139H87ZM90 140V139H89ZM107 140V139H106ZM111 140V139H110ZM7 141V140H6ZM26 141V140H25ZM40 141V140H39ZM79 141V140H78ZM83 141V140H82ZM81 141V142H82ZM2 142V141H1ZM13 141H11L12 143ZM19 142V141H18ZM48 142H50L48 140ZM77 142V141H76ZM80 142V141H79ZM88 142V141H86ZM106 142V141H105ZM104 142V143H105ZM112 142V141H111ZM245 142V140H244ZM40 143V142H39ZM51 143V142H50ZM55 142H53L54 144ZM65 143V142H64ZM103 143V144H104ZM250 143V142H249ZM8 144L10 142L8 141ZM25 144V143H24ZM56 144V143H55ZM81 145L80 143H78ZM116 144V143H114ZM7 145V144H6ZM5 145V149H6ZM43 145V144H42ZM41 145V146H42ZM83 145V144H82ZM96 145V144H95ZM4 146V143H3ZM2 146V148H3ZM16 146V145H15ZM14 146V148H15ZM26 146V145H25ZM31 146V144H30ZM48 146V145H47ZM52 148L53 145H51ZM113 146V145H112ZM118 146V145H117ZM116 146V147H117ZM11 147V146H10ZM39 150L40 146H38ZM65 147V146H64ZM98 147V146H97ZM3 148V149H4ZM7 148L8 145H7ZM27 148V146H26ZM44 148V147H43ZM75 148V147H74ZM119 148V147H118ZM31 149V148H30ZM33 149V148H32ZM60 149V148H59ZM9 149H7L8 152ZM28 150V149H26ZM25 150V152H27ZM49 150V149H48ZM110 150V149H109ZM106 150L105 148H93L91 147V152L96 153L99 157L94 158L91 162L85 163V171H92L93 173H99L101 177V183L110 188L112 192L110 191H104L100 197L98 198V206L97 208L101 214L100 218L102 220H97L96 222L89 221L87 218V214L83 211L84 206L81 205V203L76 202L73 204H68L67 206L63 207L67 204V200L63 203H61L58 207L59 214H68L72 213L74 215V219L70 220L68 217L67 222H60V225L63 226V235L60 236V239H58V242L56 245H54L53 242V256L52 260L55 264H152L150 259L148 258V249L145 243V233L142 228V221L139 216L134 215V212L137 211L136 204L137 202L132 196V191L134 190V186H132L131 177H128V173H125V166L120 161L119 158H116V154L113 155L111 151ZM246 150V149H245ZM5 151V150H4ZM46 151V150H41ZM50 151V150H49ZM53 151V149H52ZM61 151V149H60ZM11 152V151H10ZM12 152L17 153L12 150ZM37 151H35L36 153ZM57 151H54L56 153ZM62 152V151H61ZM82 152V151H81ZM80 152V154H82ZM6 153V151H5ZM38 153V152H37ZM36 153V155H37ZM51 153V152H50ZM60 153V152H59ZM9 154V153H8ZM44 154V152L42 153ZM62 154V153H61ZM60 156L63 157L65 155L64 153ZM67 154V153H66ZM6 155V154H5ZM31 155V153H30ZM28 155V156H30ZM35 155V156H36ZM48 155V154H47ZM55 155V154H54ZM95 155V154H94ZM34 156V155H31ZM30 156V157H31ZM43 156V155H42ZM9 158L10 156L6 155V158ZM17 157V156H16ZM15 157V158H16ZM44 157V156H43ZM47 157V156H46ZM54 157V156H53ZM75 157V156H74ZM90 157V156H89ZM37 158V157H35ZM34 158V160H35ZM45 158V157H44ZM246 158V157H245ZM10 159V158H9ZM32 159V158H31ZM50 159V158H49ZM17 161V159H15ZM55 160V158H54ZM67 160V159H66ZM85 160V159H83ZM8 161V159H7ZM11 161V159H10ZM31 162V160L29 159ZM33 161V159H32ZM46 161V160H45ZM43 161V162H45ZM65 161V160H64ZM126 161V160H125ZM144 161V160H143ZM243 161V160H242ZM12 162V161H11ZM51 162V161H50ZM49 162V163H50ZM57 163V162H55ZM54 163V164H55ZM66 163V162H65ZM63 163L62 165H64ZM4 164V163H2ZM9 164V163H8ZM7 163L5 165H8ZM13 164V163H12ZM11 164V166H12ZM48 164V163H47ZM53 164V165H54ZM59 164V163H58ZM68 164V163H67ZM97 164V165H96ZM4 165V166H5ZM34 165V164H33ZM46 165V163H45ZM61 165V166H62ZM10 166V164H9ZM44 166V165H43ZM61 166L57 168L60 170ZM147 168L149 169V167ZM14 167V166H13ZM39 167V166H38ZM55 167V165H54ZM53 167V169H54ZM65 167V166H64ZM63 167V168H64ZM128 167V166H127ZM4 167L2 166V169ZM10 168V167H9ZM8 168V169H9ZM16 169V167H14ZM43 168V167H42ZM47 168V167H46ZM45 168V169H46ZM67 168V167H66ZM73 168V167H72ZM7 169V166L6 168ZM7 169V171H8ZM11 170V169H10ZM17 170V169H16ZM40 170V169H39ZM48 170V169H47ZM2 171V170H1ZM45 171V170H44ZM49 171V170H48ZM48 171L46 174H48ZM65 171V170H64ZM131 171V170H130ZM46 172V171H45ZM51 172V170H50ZM62 172V171H61ZM67 172V171H65ZM72 172V171H70ZM5 173V170L4 172ZM23 173V172H22ZM80 173V172H79ZM245 173V172H244ZM12 175V173L10 172ZM9 174V175H10ZM15 174V172H14ZM54 174V172H53ZM69 174V172H68ZM68 174H62L57 176V178H53L51 185V189L56 191L59 196L63 197H70V202L72 201L73 197L70 196V192H72L71 187V180L73 179V175ZM218 174V173H217ZM5 176L4 174H2ZM42 175V174H41ZM149 175V174H148ZM151 175V174H150ZM18 176V175H17ZM20 176V175H19ZM54 176V175H52ZM42 177V176H41ZM40 177V178H41ZM51 177V176H50ZM5 179V177H2V179ZM19 178V177H18ZM16 178V179H18ZM25 178V177H24ZM23 178V180H24ZM71 178V179H70ZM76 178V177H75ZM131 180H130V179ZM7 179V178H6ZM12 179V176L11 178ZM44 179V178H43ZM49 179V178H48ZM243 179V176H242ZM1 180V179H0ZM14 180V179H13ZM19 180V179H18ZM75 180V179H74ZM80 180V179H79ZM204 181V185H202L201 181ZM6 181V180H5ZM10 181V180H9ZM7 179V183L9 182ZM1 182V181H0ZM16 182V181H15ZM49 182V181H48ZM47 182V184H48ZM220 182V183H221ZM18 183V181H17ZM41 183V182H40ZM38 181V184H40ZM221 183V185H223ZM42 184V183H41ZM217 184V183H216ZM5 185V184H4ZM8 185V184H7ZM20 185V184H19ZM14 186V185H13ZM16 186V184H15ZM46 186V185H45ZM5 187V186H4ZM18 187V185H17ZM40 187V186H39ZM42 187V186H41ZM48 187V185H47ZM224 187V186H223ZM3 188V187H2ZM15 188V187H14ZM19 188V187H18ZM43 188V187H42ZM46 188V187H45ZM133 188V190H132ZM29 189V188H28ZM50 190V188H48ZM81 189V188H80ZM18 190V189H17ZM21 190V189H20ZM48 190V191H49ZM227 190V191H228ZM1 191V188H0ZM34 191V190H33ZM32 191V192H33ZM42 191V190H41ZM228 191V192H229ZM3 192V191H2ZM5 192V189H4ZM21 192V191H20ZM30 192V191H29ZM136 192V191H135ZM1 193V192H0ZM39 193V190H38ZM45 193V192H44ZM53 193V192H52ZM208 195V200L204 204L202 199V194ZM4 194V193H3ZM22 194V193H21ZM33 194V193H32ZM42 194V192H41ZM55 194V192H54ZM2 194H0L1 196ZM19 195V194H17ZM35 195V194H34ZM38 195V194H37ZM57 195V194H56ZM55 195V196H56ZM3 196V195H2ZM1 196V197H2ZM6 197V194L4 195ZM25 196V195H24ZM57 196V199L58 197ZM0 197V198H1ZM39 197V196H38ZM65 197V198H66ZM68 197V198H69ZM23 198V197H22ZM35 198V196H34ZM54 198V197H52ZM67 198V199H68ZM78 199V197H76ZM136 198V197H135ZM233 198V197H232ZM231 198V200H232ZM3 200H5L2 197ZM33 199V198H32ZM36 199V198H35ZM220 199V198H218ZM10 200V199H9ZM15 200V198H14ZM25 200V199H23ZM38 200V199H36ZM35 200V201H36ZM81 200V199H80ZM161 200V199H160ZM249 200V199H248ZM17 201V200H16ZM22 201V200H21ZM86 201V200H85ZM219 201V200H218ZM230 201V200H229ZM238 201V200H237ZM11 202V201H10ZM15 202V201H14ZM24 202V201H23ZM26 202V201H25ZM84 203V202H83ZM82 203V204H83ZM162 203V202H161ZM231 203V202H230ZM1 204V202H0ZM3 204V203H2ZM1 204V205H2ZM12 204V203H11ZM14 204V203H13ZM12 204V205H13ZM17 204V203H16ZM19 204V203H18ZM57 204V202H56ZM85 204V203H84ZM233 204V203H232ZM241 204V203H240ZM250 204V203H249ZM7 205V204H6ZM11 205V206H12ZM97 205V204H96ZM4 206V205H3ZM16 206V205H15ZM38 206V205H37ZM36 206V207H37ZM48 206V205H47ZM197 206V207H196ZM236 206V204H235ZM251 206V205H250ZM89 207V206H88ZM164 207V206H163ZM241 207V206H240ZM243 207V206H242ZM3 208V207H2ZM40 208V207H39ZM57 208V206H56ZM193 208L198 209V214L194 215V218L200 219L202 224L201 231H198V228L193 220ZM234 208V207H233ZM237 208V207H236ZM239 208V207H238ZM9 209V208H8ZM21 209V208H20ZM26 209V208H25ZM24 209V210H25ZM28 209V207H27ZM30 209V208H29ZM36 209V208H35ZM32 210L33 211H35ZM132 211L136 209L133 213H130V210ZM3 210V209H2ZM12 210V209H11ZM15 210V209H14ZM23 210V211H24ZM63 210V211H62ZM139 210V207H138ZM165 210V209H164ZM236 210V209H235ZM241 210V209H240ZM243 210V208H242ZM253 210V209H251ZM28 211V210H27ZM39 211V210H38ZM250 211V208H249ZM263 211V210H261ZM4 212V211H3ZM20 212V211H19ZM18 212V213H19ZM31 212V209H30ZM31 212V214H32ZM62 212V213H61ZM65 212V213H64ZM166 212V211H165ZM238 212V210H237ZM242 212V211H241ZM252 212V211H250ZM1 213V212H0ZM139 213V212H138ZM8 214V213H6ZM11 214V213H10ZM13 214V213H12ZM24 214V213H23ZM243 214V213H242ZM245 214V213H244ZM248 214V213H247ZM254 216L256 217L260 214L254 213ZM249 214V215H251ZM35 215V212H34ZM207 215V214H206ZM239 216H242L241 213H238ZM252 215V220L254 219ZM1 216V214H0ZM8 216V215H7ZM6 216V218H7ZM20 217V215H18ZM66 216V215H65ZM219 216V215H218ZM236 216V215H235ZM18 217V218H19ZM22 217V216H21ZM32 217V216H31ZM36 216H34L35 219ZM42 217V215H41ZM64 217V216H63ZM73 217V216H72ZM250 217V216H247ZM255 217V219H256ZM5 218V219H6ZM28 218V217H27ZM25 218V219H27ZM39 218V217H38ZM65 218V217H64ZM90 218V217H89ZM259 218V216L257 217ZM263 218V217H262ZM4 219V217H3ZM30 219V218H29ZM211 219V218H210ZM237 219V218H236ZM242 217H240V220ZM9 220H11L9 218ZM8 220V221H9ZM20 220H23L22 218ZM37 220V219H36ZM40 220V219H38ZM243 220V219H242ZM4 221V220H3ZM18 221V220H17ZM27 221V220H26ZM169 221V220H168ZM223 221V220H222ZM222 221H220L222 224ZM226 221V220H225ZM261 221V220H260ZM6 222V221H5ZM19 222V221H18ZM17 222V223H18ZM33 224V221H31ZM37 222V221H36ZM41 222V221H40ZM213 222V221H212ZM25 223V222H24ZM215 223V222H214ZM256 223V222H255ZM4 224V223H3ZM7 224V223H6ZM258 225V223H256ZM217 225V224H216ZM3 226V225H2ZM1 226V227H2ZM6 226V225H5ZM11 226V225H10ZM4 227V226H3ZM33 227V226H32ZM261 227V226H259ZM9 228V227H8ZM20 228V227H19ZM31 228V227H30ZM35 228V227H34ZM60 228V227H59ZM58 228V229H59ZM15 229V228H14ZM21 229V228H20ZM41 229V227H40ZM51 229V227H50ZM217 229V227H216ZM46 230V228H45ZM14 231V230H13ZM12 231V232H13ZM16 231V230H15ZM23 231V230H21ZM20 233V232H19ZM56 233V232H55ZM23 234V233H22ZM230 234V233H229ZM25 235V234H24ZM89 235V239L85 240L86 236ZM235 235V234H234ZM26 236V235H25ZM215 236V235H214ZM17 238V237H16ZM19 238V236H18ZM54 238V236H53ZM36 239V238H35ZM218 239V238H217ZM235 239V237H234ZM13 240V239H12ZM15 240V239H14ZM28 240V239H26ZM53 240V239H52ZM17 242V241H16ZM15 242V246L16 243ZM21 242V241H20ZM24 242V241H23ZM221 242V241H220ZM34 243V242H32ZM235 243V242H234ZM237 244V243H235ZM26 245V244H25ZM33 245V244H32ZM36 245V244H35ZM238 245V244H237ZM27 246V245H26ZM38 246V245H37ZM250 246V245H249ZM248 246V247H249ZM20 247V246H19ZM33 248V246H31ZM30 247V249H31ZM183 247V246H182ZM230 246H228L229 248ZM27 248V247H26ZM15 249V247H14ZM21 249V248H20ZM36 249V247H35ZM40 249V248H38ZM221 249V248H220ZM235 249V248H234ZM233 249V250H234ZM26 250V249H25ZM225 250V249H224ZM232 252H236L234 250ZM238 250V249H237ZM264 250V249H263ZM34 251V250H33ZM261 251V250H260ZM32 251L30 250V253ZM36 252V251H35ZM51 252V251H50ZM231 252V251H230ZM23 253V252H22ZM33 253V252H32ZM20 254V253H18ZM25 255V254H24ZM37 255V254H36ZM225 255V254H224ZM253 255V254H252ZM258 255V253H257ZM256 256V255H254ZM23 257V256H22ZM26 257V256H25ZM257 257V256H256ZM229 258V257H228ZM252 258V256H251ZM259 258V256H258ZM257 258V259H258ZM263 258V257H262ZM232 259V258H231ZM256 259V258H255ZM40 260V259H39ZM229 260V259H226ZM242 260V259H241ZM244 260V259H243ZM230 261V260H229ZM232 261V260H231ZM234 261V260H233ZM236 261V260H235ZM245 261V260H244ZM40 262V261H39ZM263 262V261H262ZM48 263V262H47ZM235 263V262H234ZM261 263V262H259ZM39 264V263H36ZM50 264V263H49ZM227 264V262H226ZM232 264V263H231ZM247 264V263H246ZM258 264V262H257Z\"/></svg>",
	"mask_w": 264,
	"mask_h": 264
}]
</instances>
